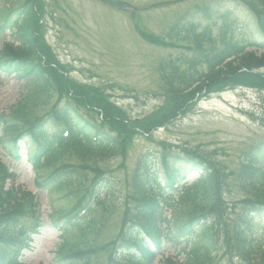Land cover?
<instances>
[{
	"label": "trees",
	"instance_id": "1",
	"mask_svg": "<svg viewBox=\"0 0 264 264\" xmlns=\"http://www.w3.org/2000/svg\"><path fill=\"white\" fill-rule=\"evenodd\" d=\"M257 1L264 11V0ZM34 2L38 1L24 0L11 12L8 27L16 34L19 45L2 47L0 69L32 81L37 90L32 89L11 114L0 112V142L14 161L22 160L18 154L22 145L27 148L39 190L60 194L73 189L70 195L76 198L74 206L67 212L60 209L53 213L54 219L62 216L53 222L54 226L61 219H75L68 225H57L62 236L55 253L58 264H95L93 255L82 248L93 242L105 217L117 208L119 188L112 177L100 176L101 170L95 166L98 162L122 156L125 141L131 134H138L143 128L153 129L158 124L165 125L186 112L197 95L223 91L229 86L264 90V75L255 71L264 66V53L258 52L264 49V12L258 13V38L232 18L229 10L220 15L219 22L216 18L212 24L193 22L188 30L178 22L173 25L169 38L190 44L189 51L168 56L160 64L164 82L161 89L171 95L175 104L166 111L158 109V117L154 120L147 122L146 118L133 123L127 122L121 109L105 98H90L80 91L83 97L79 98V94L70 89L69 83L72 85L73 81L63 74L62 66L43 57L54 59L51 47L42 39V24L38 23L37 28L32 24L30 11ZM42 45L46 49L44 55ZM250 47L255 50H248ZM54 92L60 99L79 100L86 109L93 107V113L102 115L99 126L90 124L69 101L53 106L44 119L27 118L31 107L39 101L47 103ZM106 121H114V127L120 129L122 135L105 133L101 126ZM6 137L9 143H4ZM70 155L79 163L68 167ZM144 158L148 159L146 154ZM206 158L209 157L194 159L195 165L190 166L198 176L185 186L186 181L174 184L166 172L159 179L150 160L146 166H141L142 170L128 183L132 187L121 203L123 228L112 245L108 244L107 264H152L157 253L169 246L181 247L178 253L181 251L184 257L181 260L166 257L158 264H233L225 259L230 256L232 260L233 255L243 264H264V242H259L254 234L248 239L246 231L250 229L252 213L264 215V155H260L257 147L244 155L245 164L241 165L237 182L245 196L240 203L234 202L240 206L238 213H234L231 203L223 198L222 188L226 183L223 171L212 157ZM90 173L94 174L92 180ZM177 174L180 175L179 169ZM8 180L12 183L4 189ZM16 180L17 175L9 172L0 160V264H23L18 262L17 255L25 245L23 239L30 237L32 226L17 224V213L23 209L35 215L37 209L36 196L16 186ZM86 192L88 197L82 204ZM130 202H133V209L129 208ZM81 209L84 212L79 214ZM36 220L34 231L43 226L40 214ZM71 231L75 241L70 240ZM217 232L221 234L222 248L214 239ZM14 235L21 241L16 238L17 243L11 244ZM65 252L70 254L65 255ZM236 261L235 264H239Z\"/></svg>",
	"mask_w": 264,
	"mask_h": 264
},
{
	"label": "rangeland",
	"instance_id": "2",
	"mask_svg": "<svg viewBox=\"0 0 264 264\" xmlns=\"http://www.w3.org/2000/svg\"><path fill=\"white\" fill-rule=\"evenodd\" d=\"M23 1L0 0V49L4 41L14 40L11 30L1 26L6 22L5 16L11 14ZM41 1L44 12L41 3L34 2L30 13L32 24L36 28L38 23H43L42 39L50 45L54 55V59L45 56L46 49L42 45L40 48L43 50V57L50 63L62 66L63 74L73 81L72 85L69 83V87L74 89V94L78 95L80 91L90 98H105L111 105L113 103L121 109L125 118H128L127 122L133 123L146 118L147 122L154 120L158 109L166 111L175 104L171 95L161 89L163 80L160 64L168 56L189 51L190 44L169 38L167 33L174 24L178 22L180 26H186L187 30L193 22L212 24L216 18L219 22L220 15L229 10L232 18L258 38V13L264 12L257 0ZM191 45L194 46L193 43ZM9 47L13 46L8 44L6 48ZM258 52L264 53V50ZM259 70L264 73V66ZM32 89L37 90L32 81L0 69V111L11 114L19 102L30 95ZM69 94L73 95L72 92ZM82 97L79 94V98ZM34 98L35 96L31 97L29 102ZM195 100L198 101L194 103ZM64 101H69L94 127L99 126L102 115L93 113V107L86 109L79 100L73 101L66 97L60 99L55 92L47 103L42 104L39 101L38 105L31 107L27 118L44 119L50 115L53 106L61 105ZM106 122L101 126L105 133L122 135L120 129L114 127V121ZM160 125L153 129L143 128L138 134H131L130 139L125 141L122 156L98 162L95 166L101 170L100 176L112 177L119 183L117 208L105 217L93 242L82 248L93 255L95 264H107L109 260L108 244L112 245L123 228L121 203L128 195V189L132 187L128 183L136 176V172L142 170L145 160H150V165L156 169L159 179L165 171L163 161H167L165 165L179 169L183 182L186 181L185 186L198 176L197 172L191 170L190 165H195V160H199V157H212L225 176L223 198L231 203L234 213L239 212L240 206L234 202L240 203L245 196L237 182L241 165L245 164L244 155L254 147L258 148L260 155H264V90L249 86H229L223 91L202 93L191 100L186 112L169 120L165 125ZM9 137L4 138V143H9ZM21 154L23 160L15 162L0 146V159L17 175L15 184L37 196L43 226L40 232L31 237L29 244H22L20 260L24 264H58L59 259L55 253L62 236L57 225L61 227L68 223L67 219H61L54 226L53 222L62 216L54 219L53 213L60 209L67 212L74 206L76 198L73 199L70 195L73 189L60 194L39 190L25 147ZM145 154L148 159L144 158ZM77 163L79 161H75L73 155H70L66 165L71 167ZM93 175L90 173V180ZM9 184L11 182L7 186ZM87 197L86 192L82 204ZM133 207V202H130L129 208ZM25 212L26 210H19L17 224L29 225L32 213ZM251 216L250 229L246 230L248 239L256 234L259 239L264 240V215L252 213ZM229 217L232 218H227ZM220 235L217 232L214 239L222 248ZM14 237L11 244L17 243L16 238L21 241L16 235ZM69 237L71 241H75L74 232L71 231ZM18 246L15 247L16 251ZM165 253L174 254L176 250L169 246ZM67 254L70 253L65 252ZM183 256L180 252L176 257L182 259ZM231 258L232 260L230 256L225 257L235 264L237 258L234 255Z\"/></svg>",
	"mask_w": 264,
	"mask_h": 264
}]
</instances>
